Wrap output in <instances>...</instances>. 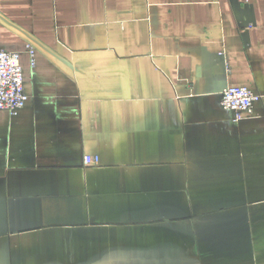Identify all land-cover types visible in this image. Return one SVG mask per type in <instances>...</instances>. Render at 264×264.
<instances>
[{
	"label": "crops",
	"instance_id": "1",
	"mask_svg": "<svg viewBox=\"0 0 264 264\" xmlns=\"http://www.w3.org/2000/svg\"><path fill=\"white\" fill-rule=\"evenodd\" d=\"M0 49V264H264V0H0Z\"/></svg>",
	"mask_w": 264,
	"mask_h": 264
},
{
	"label": "built area",
	"instance_id": "2",
	"mask_svg": "<svg viewBox=\"0 0 264 264\" xmlns=\"http://www.w3.org/2000/svg\"><path fill=\"white\" fill-rule=\"evenodd\" d=\"M28 55L32 59L34 47L27 44ZM28 97L23 92L22 71L17 53L5 52L0 49V111L15 116L21 110ZM261 99L259 94L253 93L246 88L232 87L222 91L220 106L224 110L235 114L234 121H240L244 115L252 113L253 106ZM85 166L96 165L98 158L85 156Z\"/></svg>",
	"mask_w": 264,
	"mask_h": 264
}]
</instances>
